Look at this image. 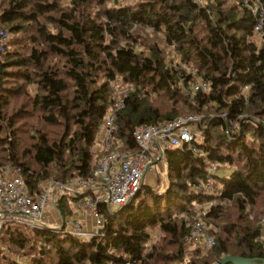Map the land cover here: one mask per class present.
<instances>
[{
    "label": "trees",
    "instance_id": "16d2710c",
    "mask_svg": "<svg viewBox=\"0 0 264 264\" xmlns=\"http://www.w3.org/2000/svg\"><path fill=\"white\" fill-rule=\"evenodd\" d=\"M207 2L0 0V28L9 33L0 54V176L7 165L23 168L33 197L41 183L94 177L103 153L93 146L118 79L126 151L139 152L133 132L140 126L203 117L201 141L166 147L164 192L143 184L119 214L103 206V234L88 243L7 224L0 232V264H216L232 255L264 260L257 241L264 216V28L258 44L255 17L240 0ZM200 79L210 85L206 94L191 90ZM234 125L240 131L230 136ZM213 163L233 170L215 176L209 196L194 188ZM78 199L61 198L65 218ZM208 203L202 216L197 207ZM200 218L217 242L212 249L186 242ZM153 230L160 237L151 242Z\"/></svg>",
    "mask_w": 264,
    "mask_h": 264
},
{
    "label": "built area",
    "instance_id": "2783aa9c",
    "mask_svg": "<svg viewBox=\"0 0 264 264\" xmlns=\"http://www.w3.org/2000/svg\"><path fill=\"white\" fill-rule=\"evenodd\" d=\"M242 7L248 9L255 17L253 33L255 39H260L264 28V0H240ZM200 7H205L206 0H193ZM9 42V33L0 28V54ZM175 71L180 67L173 66ZM194 76L195 71L191 72ZM121 79L113 84L117 91L111 98V106L104 121L97 132L94 145L96 153H103L101 163L94 177L78 179L68 184L58 182L40 186L41 191L33 197L24 181V170L20 167H6L0 176V232L7 224L26 226L36 230L61 232L64 235L74 236L82 242L88 243L102 236L105 218L103 206L112 215L134 200L135 196L145 184V177L152 170V165L165 160L166 147L181 148L196 141V129L202 123L203 117L199 115H183L177 119L164 122L161 125L140 126L133 133L139 152L126 151L124 142L120 138L118 113L125 109L124 90L121 89ZM128 90H134L133 87ZM193 92L208 93L210 85L199 80L191 86ZM249 86L244 87L248 94ZM226 119V116H223ZM264 126V120L260 121ZM240 131L238 126H231L230 136ZM197 154L204 153L194 149ZM226 175L225 169H220L217 163L209 169L207 179L198 183L195 190L209 196L215 193V176ZM73 195L79 199L73 206L70 216L64 217L59 210V203L63 196ZM210 204L205 205V216ZM57 212L58 221H51V212ZM93 219V226L86 227L85 218ZM254 218L253 215L250 216ZM261 233L257 239L264 246V216L259 220ZM102 231V232H101ZM186 242L201 246L204 249L216 247V240L209 231L205 221L200 218L193 226ZM114 264V262H109ZM126 264H131L127 262Z\"/></svg>",
    "mask_w": 264,
    "mask_h": 264
},
{
    "label": "rangeland",
    "instance_id": "374dc122",
    "mask_svg": "<svg viewBox=\"0 0 264 264\" xmlns=\"http://www.w3.org/2000/svg\"><path fill=\"white\" fill-rule=\"evenodd\" d=\"M130 0H119V2L121 3V4H128V2H129ZM206 2H207V0H206ZM241 6H242V4H241ZM255 42L256 43H260V39H255ZM138 50H142V48H139ZM172 66H178L176 63L175 64H173ZM189 70V69H188ZM190 115H192V114H190ZM200 116V115H199ZM264 120V119H263ZM262 121V120H261ZM203 122V121H202ZM202 124L203 123H201L200 124V126L199 127H201L202 126ZM234 126H237V125H234ZM196 139L197 140H199V141H201V133H200V131L198 130V129H196ZM96 149V146L94 145L93 146V150L94 151H96L95 150ZM11 165H7V166H5L4 168H3V170H2V172H1V175H3V172L5 171V168L6 167H10ZM233 169L232 168H227L226 169V176H229L230 175V172L232 171ZM152 179V183H153V187L152 188H154V189H156V190H158L160 193H162V192H164L165 190H166V188L168 187V185H169V180H168V168H167V164L165 163V161H160V162H156L155 164H153L152 165V170L149 172V174L145 177V184L147 185V182H148V180L149 179ZM73 181H75V180H73ZM47 183H41V188H42V186H44V185H46ZM68 184V183H67ZM151 187V186H150ZM69 204H72V206H73V202H71V201H69ZM208 204H210L209 206H211V203H208ZM208 204H204V205H202V206H199V207H197L198 208V210L200 209V207H203V212H205L206 211V206L205 205H207L208 206ZM197 210V211H198ZM50 215H52V217L53 216H55V215H57V212L55 211V213L54 212H51V214ZM59 216V215H58ZM254 216V215H253ZM59 220V219H58ZM219 231V230H218ZM160 237V235H159V233H158V231L157 230H153L152 231V239H151V242H153V241H155V239H158Z\"/></svg>",
    "mask_w": 264,
    "mask_h": 264
},
{
    "label": "water",
    "instance_id": "95a60500",
    "mask_svg": "<svg viewBox=\"0 0 264 264\" xmlns=\"http://www.w3.org/2000/svg\"><path fill=\"white\" fill-rule=\"evenodd\" d=\"M216 264H264V260L255 258H243L232 255L223 257V259Z\"/></svg>",
    "mask_w": 264,
    "mask_h": 264
},
{
    "label": "crops",
    "instance_id": "0c3cea01",
    "mask_svg": "<svg viewBox=\"0 0 264 264\" xmlns=\"http://www.w3.org/2000/svg\"><path fill=\"white\" fill-rule=\"evenodd\" d=\"M148 175V174H147ZM146 175V176H147ZM152 181V179L150 178L149 180H148V182H147V186H151V187H153V183L151 182ZM55 213V212H54ZM58 219H60L59 217H58V215H55V216H51V221H58ZM85 223H86V227H88V228H90L91 226H93V219L90 217V216H87V218H85Z\"/></svg>",
    "mask_w": 264,
    "mask_h": 264
}]
</instances>
